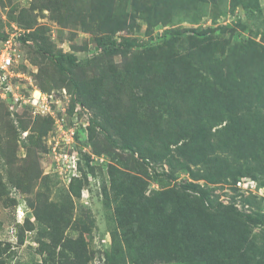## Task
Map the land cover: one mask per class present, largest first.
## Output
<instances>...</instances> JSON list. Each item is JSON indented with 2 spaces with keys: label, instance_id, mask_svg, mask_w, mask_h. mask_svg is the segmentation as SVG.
<instances>
[{
  "label": "rangeland",
  "instance_id": "1",
  "mask_svg": "<svg viewBox=\"0 0 264 264\" xmlns=\"http://www.w3.org/2000/svg\"><path fill=\"white\" fill-rule=\"evenodd\" d=\"M133 2L0 0V40H19L0 75V264H264V225L240 215L264 220V174L236 175L264 157V128L222 148L182 127L242 109L247 82L218 63L262 43L264 0H199L163 19ZM216 26L208 45L155 40ZM58 54L75 61L60 68Z\"/></svg>",
  "mask_w": 264,
  "mask_h": 264
},
{
  "label": "trees",
  "instance_id": "2",
  "mask_svg": "<svg viewBox=\"0 0 264 264\" xmlns=\"http://www.w3.org/2000/svg\"><path fill=\"white\" fill-rule=\"evenodd\" d=\"M250 1L252 0H232V4L246 6L251 3ZM198 2L199 0H153L151 2L152 4H148L145 1L134 0L133 4L138 6L139 10H142L143 12H152V14L150 13V16L153 18L159 16L163 19L171 14L170 10L172 8L184 7L185 9H192ZM162 7L167 9L168 12L162 13L160 10ZM220 30H222L221 26L201 30L184 28L180 31L175 30L170 31L167 34L163 33L155 38V40L157 42L162 41L161 39L173 40L188 32H196L195 39L197 42L208 45L214 37V34ZM22 39L24 40L25 38ZM99 45L106 51L115 52L120 49L121 42H118L116 39H103L99 41ZM52 57L60 68L63 67L59 63V60H66L70 63L75 61V57L71 54H58L57 56L54 55ZM218 69L220 72L224 70L225 74H233V77L235 76L236 79V84H238V82L241 84L247 82L246 99L243 101L242 109L240 111H235L232 116L229 114L225 117L224 112L217 109L211 126H217L221 121H224L225 123L224 125L215 128L213 132L211 131L213 127L201 123L196 116L193 121H185L182 125L183 130L185 131L184 135L189 137L191 144L207 142L212 145L209 140L211 137H215L217 140L215 142L216 146H219L220 144L222 145V148H227L234 145L232 143L234 140L246 141L244 138L247 137V133L254 132L250 125L253 122H260L264 128V37L262 43L253 41L247 44L234 46L231 51L227 52L221 59H219ZM261 137L264 140V131ZM122 147L132 150L130 144H124ZM217 157L220 158L224 156L219 154ZM217 157L210 158V160L218 161L219 159ZM244 161L246 162L245 164L238 163L236 167V175L250 176L254 174L255 171L264 174V157H262L260 153L254 152ZM194 189L198 192L200 200L205 203V193L201 189ZM240 215L248 220L264 225V220L260 216L252 214Z\"/></svg>",
  "mask_w": 264,
  "mask_h": 264
},
{
  "label": "built area",
  "instance_id": "3",
  "mask_svg": "<svg viewBox=\"0 0 264 264\" xmlns=\"http://www.w3.org/2000/svg\"><path fill=\"white\" fill-rule=\"evenodd\" d=\"M18 47L19 40L15 33H11L0 40V75L5 77L14 64L18 62Z\"/></svg>",
  "mask_w": 264,
  "mask_h": 264
},
{
  "label": "bare ground",
  "instance_id": "4",
  "mask_svg": "<svg viewBox=\"0 0 264 264\" xmlns=\"http://www.w3.org/2000/svg\"><path fill=\"white\" fill-rule=\"evenodd\" d=\"M37 95H39V92H37ZM36 94H34L33 96L35 97V98H37V97H39V96H37Z\"/></svg>",
  "mask_w": 264,
  "mask_h": 264
}]
</instances>
